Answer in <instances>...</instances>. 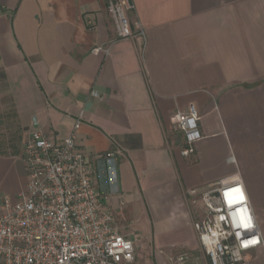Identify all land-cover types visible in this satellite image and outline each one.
<instances>
[{
    "label": "crops",
    "instance_id": "obj_1",
    "mask_svg": "<svg viewBox=\"0 0 264 264\" xmlns=\"http://www.w3.org/2000/svg\"><path fill=\"white\" fill-rule=\"evenodd\" d=\"M108 1L0 0V74L24 139L116 153L105 205L154 261L198 248L190 191L239 179L262 240L246 264H264V0H130L144 36L128 40ZM190 105L201 139L183 157L170 121ZM26 184L21 154H0V201Z\"/></svg>",
    "mask_w": 264,
    "mask_h": 264
},
{
    "label": "built area",
    "instance_id": "obj_2",
    "mask_svg": "<svg viewBox=\"0 0 264 264\" xmlns=\"http://www.w3.org/2000/svg\"><path fill=\"white\" fill-rule=\"evenodd\" d=\"M132 9L130 0L108 1L118 40L144 36L139 25L137 32L131 29L127 14ZM198 120L193 105L171 116L172 130L185 142L183 157L194 154L201 139ZM21 157L25 191L13 203L7 197L0 201V264L135 262L140 236L121 234L105 205L106 196L118 191L116 153L91 157L75 148L73 135L55 143L32 131L23 141ZM189 195L198 206L193 228L203 264H246L245 253L262 246V240L241 181H221ZM186 260L183 252L179 261Z\"/></svg>",
    "mask_w": 264,
    "mask_h": 264
},
{
    "label": "rangeland",
    "instance_id": "obj_3",
    "mask_svg": "<svg viewBox=\"0 0 264 264\" xmlns=\"http://www.w3.org/2000/svg\"><path fill=\"white\" fill-rule=\"evenodd\" d=\"M24 135L20 128L8 96L5 94L3 81L0 79V153L3 155L21 154ZM147 241L140 240L138 250L135 254V262L133 264H181L179 257L181 254L187 253V260L184 264H203L205 263V255L198 248L194 251H178L171 256L161 255V259L154 257L149 253L146 247Z\"/></svg>",
    "mask_w": 264,
    "mask_h": 264
},
{
    "label": "trees",
    "instance_id": "obj_4",
    "mask_svg": "<svg viewBox=\"0 0 264 264\" xmlns=\"http://www.w3.org/2000/svg\"><path fill=\"white\" fill-rule=\"evenodd\" d=\"M0 79L3 81L4 80V75L0 74ZM15 155H16V153H14L12 156H15Z\"/></svg>",
    "mask_w": 264,
    "mask_h": 264
},
{
    "label": "snow or ice",
    "instance_id": "obj_5",
    "mask_svg": "<svg viewBox=\"0 0 264 264\" xmlns=\"http://www.w3.org/2000/svg\"><path fill=\"white\" fill-rule=\"evenodd\" d=\"M244 226H245V227H247V225H246V224H245Z\"/></svg>",
    "mask_w": 264,
    "mask_h": 264
}]
</instances>
